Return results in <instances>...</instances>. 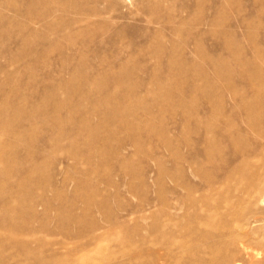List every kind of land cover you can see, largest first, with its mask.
<instances>
[{"label": "rangeland", "instance_id": "374dc122", "mask_svg": "<svg viewBox=\"0 0 264 264\" xmlns=\"http://www.w3.org/2000/svg\"><path fill=\"white\" fill-rule=\"evenodd\" d=\"M49 1L56 6L55 18H63L53 26L50 18L34 24L18 15L23 8L17 0V8L6 4L0 8L4 19L22 20L39 33L37 40L24 46L30 47L28 52L38 61L45 54L47 63L46 68L41 61L36 67L25 68L31 53L24 64L15 60L25 51L22 32L13 29L0 35V92L9 87L18 90L22 94L12 97L13 101L29 111L30 105L34 106L30 92L36 83L56 85L69 80L78 65L75 52L82 49L88 64L85 68L90 71L107 69H97L100 60L109 62L116 72L132 70L130 83L137 86L138 96L151 110L149 114L139 110L136 117H129L131 130H119L115 123L97 128V116L87 119L81 110L67 114L78 102L75 92L67 91L59 98L70 100L72 106L61 110L53 132L41 119L23 114L16 119L9 114L0 123V148L12 132L63 139L66 132H102L101 147H91L103 156L101 161L73 162L65 157L67 147L51 149L49 155L55 159L39 166L40 178L25 179L23 190H14L19 196L13 194L11 200L26 197L10 212L24 220L33 216L27 197L37 198V203L51 201L46 211L36 208L38 232L31 244L39 256L52 262L58 256L54 249L59 254L63 250L52 245L60 239L72 251V246L80 247L85 239H77V227L93 225L98 239L89 251L71 257L74 264H162L150 251L160 250L173 219L184 215L174 206L186 198L182 186L187 184L194 189V199L204 200L197 212L191 209L186 214L190 238L204 246L205 252L191 258L185 254L171 264H185L186 259V264H218L219 256H225L228 264H264V92L254 97L255 90L264 87V0H163L157 5L156 23L149 22L151 5L140 0H100L98 4L92 0ZM116 1L120 5L112 8ZM81 3L86 8L95 4L100 14L71 32H60L59 27L73 14L59 9ZM4 19L0 17V26ZM116 30H121L118 35L113 33ZM170 58L176 59L179 67H188V73L169 72ZM63 61L68 65L62 67ZM14 72L19 73L17 81L7 83L6 74ZM46 72L53 75L46 77ZM152 72L159 79L154 83ZM171 74L174 78L167 82ZM254 75L257 77L249 80ZM253 98L255 104L248 109L246 102ZM156 99L159 102H154ZM93 103L90 106L97 109ZM108 132H116V141ZM219 132L227 135L222 137ZM86 138L75 136L72 146L83 147ZM23 145L36 149L42 143L37 139ZM9 157L10 153L3 152L0 161ZM28 168L18 158L13 167L2 168L0 173H8L16 181L15 174ZM72 216L81 222L68 227L67 219ZM248 217L256 220H250L251 235L242 229ZM67 235H73L72 241ZM18 251L16 247L10 250ZM8 261L14 264L11 258ZM27 261L37 264L33 257Z\"/></svg>", "mask_w": 264, "mask_h": 264}, {"label": "bare ground", "instance_id": "6f19581e", "mask_svg": "<svg viewBox=\"0 0 264 264\" xmlns=\"http://www.w3.org/2000/svg\"><path fill=\"white\" fill-rule=\"evenodd\" d=\"M15 1L16 0H7V1L0 0V8H2L5 4L9 7L17 8L15 7L17 6L15 5ZM17 1L21 2L20 6H22L23 8V11L20 12L18 15H21L24 18L26 16V18L27 19L29 18L30 22L34 24H36L37 22H41L42 20L46 18H50L51 21L49 24H51L52 26L55 25L57 22L63 21L62 20L63 18H59V19L55 18L54 9L56 6H54L55 5L53 4L54 2H52L51 4V1L49 0H17ZM99 1L100 0H92V2H95V4H98ZM125 2L130 3L131 0H125ZM140 2L143 4L146 3V4L151 5L150 10H152L151 12L152 16H149V19H150L149 22L156 23L155 19L157 20V18L155 14L157 13V7H158L157 5H159V2H163V0H140ZM95 4L88 8L85 7V4L81 3V4H75L71 8L68 7L64 9H59V11L62 13H65V11L66 13L71 12L73 16L69 22H65L63 27L62 28L59 27L58 30L64 33L71 32L75 30L76 27H81L82 23L84 22L87 23L89 17L98 16L100 14V10L97 8V6H95ZM117 5H120L118 1L114 2V4L111 7L116 8ZM53 6L54 8H52ZM140 7L142 8V6ZM0 17L4 19V15L1 13H0ZM13 29H19L22 32L23 46L29 44L31 40H34V41L37 40L40 36L36 30L29 29L27 25L24 23V21L8 19V18H5L2 22V25L0 26V35L4 36L6 35V33L10 32V30H13ZM120 31L121 30L119 31L116 30V31H113V33L116 32V34L118 35ZM1 45H4V44H1ZM29 48L30 47L24 46L25 51L23 52V54L15 58L17 63H23V64L26 63L24 59L29 57L28 55H30L31 53V52L30 53L28 52L30 50ZM81 50L75 52V55L78 58L77 60L78 65H76L73 68V72L71 73L69 80L59 82L56 85L55 84L46 85V84H40V83H38L37 85L36 83L37 86L35 85L34 88L32 87L33 89H31L30 93H31V96L35 99V101H34V106L33 104L30 105L31 108L29 111H28L27 106H23L22 104L18 105L12 99V97H15V96L18 97L20 96L19 94H22V93H20L18 90L13 89L12 87L1 89V92H0V101H1L0 102L1 104L0 105V123H3L5 118L8 117L9 114H13L15 116V119H16V116L23 114L24 116H27V117L29 116L30 118H33V119H41L42 123L48 129H51L53 132L57 128L55 125V122L56 120L59 119L61 110L63 108L72 106L70 100L63 101V100H60L59 98L60 94L64 92L67 93V91L75 92L76 101H78L76 108L72 110L69 109L67 114L68 115L77 114L81 110L80 114L85 116L87 119H89L88 116L90 117L97 116L100 120L97 123V128L108 127L111 123L112 124L115 123V125L118 127L119 130H122V129L131 130L132 125L131 126L128 125L129 117H132V116L136 117L139 110L143 111L144 113H148V114L150 113L151 108L148 105V103L144 102L145 100L141 99L138 96L137 86L130 83V80L133 75L132 70H129L126 72L125 71L116 72L112 69V66L109 65V62L107 65L105 60H100V63L96 65L98 67L97 69H99V67L102 69L108 66L107 69L105 70L102 69V71L98 70L97 72H95L94 69H92L93 71H90V67H88L89 69L85 68L88 64H87V60H85V56L81 53ZM8 51L9 50L6 49L5 53H8ZM32 54L34 53H31L30 55L31 59L29 60V63L24 65V67L27 69H30L31 67H34V66L36 67L37 64H39V61H41V60L39 61L36 60ZM44 55L45 54H41L40 56H41V59L43 58L41 62H43V65L46 68L47 67L46 55L45 56ZM66 65H68L66 61L61 62L62 67H65ZM82 67H84L85 69H81ZM168 70L169 72L178 71V72H184L186 74L188 73L190 69H188V67L187 68L179 67L177 60L174 58H170L168 62ZM18 75L19 73H15V72L8 73L6 74V77L4 78V80L7 83L17 81L15 79ZM52 75H53L52 73H48V72L45 73L46 77H50ZM255 77H257V75H254L253 77H249V80H252ZM173 78H174V75L171 74L170 77H168L166 81L168 82ZM80 79L85 80V82L81 84L80 82H78ZM158 80L155 74H153L152 72L151 83H154ZM33 82H35V80ZM117 86H122V90L118 91ZM262 92H264V87L262 88L258 87L257 90H255L254 92V97L256 98L260 96ZM255 98H253L254 100L251 99V101L246 102V106L248 107V109L253 108V105L255 104ZM154 102L157 103L159 102V100L156 99L154 100ZM92 103L94 105H97V109L90 106ZM253 122L255 124V118H253ZM253 122H252V125H253ZM25 134H27L28 137H24ZM219 134L220 136L224 137L227 135V132H219ZM21 135L23 137H21ZM101 135H102V132L100 133V132H83L82 131V132H66L64 139L59 138L57 136L37 137V136H34L33 134H28V132H12V135L8 136V138L5 140L3 144V147L0 148V157H1V154H3V152L10 153V157L8 158V160H6V162L0 161V169L5 168V167H10V168L13 167L16 161L18 160V158H20L24 162V164H27L29 168L23 172L21 171L20 174H18L19 172L15 171V173L17 172L15 176L18 177V180L16 181L14 177L11 176L10 174L6 173L2 175L0 173V264H3V262H6L5 264H9L10 261H8V258H11L14 261L13 257L16 258L17 256H19V259L15 260L14 264H27L28 262L27 260H29L30 257L35 258L37 264H74L72 262V258H71L72 256L77 255V253L78 254L81 253V251L83 252L86 250L89 251L88 249L89 246L92 244L93 241L98 239L99 234H96V233H95L96 235L94 234V229L96 228L95 226L93 227V225L88 228H86V226H83L80 228L77 227V231H75L76 237L77 239L79 237L84 238L85 243L79 245L80 247L72 246V249H73L72 251L70 247L68 246V243H64L63 238H62L63 239L62 242L60 239L59 242H56L52 245L59 246L64 251L61 250L62 252L59 254V251L57 249H54V253L58 256L54 257V260L52 262L47 263L41 256H39V253H37L38 251L34 249L33 247L34 244H31L32 243L31 240H34V237L36 236L38 232V228L35 225V221L37 220L36 217L38 215L36 208L40 206L43 209H45L44 211H46V209L51 208V201L49 202L48 200L43 199L41 201H38L37 203L36 202L37 198L27 197L26 200L28 202V207L30 211L32 212L31 214L33 216L32 217L29 216L31 217L30 219L28 218L24 220L20 216L12 214V212H10V209L12 207L17 206L18 202H20V200L24 199L26 196H23L21 194L22 196H20L19 199H16V200H11L10 198L13 194L18 195V193H14V190H17V191L23 190L21 189V184L23 180L26 179L29 181V180H32L40 176L39 166H42L46 162V160L47 162L54 161L55 156H52L51 154L49 155V152L51 149L56 150L59 147H67L66 151L64 152L65 157L67 159L72 160L73 162H77L79 160L90 162L95 159H98L99 161H101V158H103V156L98 153L95 154L94 152H92V149H91V147H97V146L101 147L102 144L98 142L100 139H102L100 138ZM75 136H79L80 138H83V136H87L86 138L87 142L84 143L83 147L82 146L81 147L72 146L73 144L72 142L75 139ZM108 137L112 141H116L115 139L116 132H108ZM37 139H40L43 146L41 145V147L36 148V149H32L30 147L28 148L24 147L26 146V145H23L25 144V141L32 143V142H36ZM64 141L66 142L65 144H63ZM20 152L22 153L19 154ZM48 187L51 189L50 191L55 192V190L51 188L49 183H48ZM182 189L185 191L186 198L182 200L180 204H178L177 206H174V208L176 210L184 211V215L173 219L172 221L173 223L170 228L169 236L164 239V242L162 243L160 247L159 251L161 250L162 251L161 252L156 251V253L155 252L153 253L152 251H150L152 254H155L156 256L158 255V258L162 260V264H171L174 258H175V263H176L179 260V258L185 254H187V256L191 258L193 256H198L200 253L205 252L204 246L198 243V241H195L190 238L189 234H190L191 225L188 221L189 216H187L186 214V212L191 209L196 211L197 208L203 205L202 203L204 200L203 199L196 200L193 198L194 189L191 186L186 184L182 186ZM245 220H246V225H244L242 229L246 230L245 235L249 233L251 235V233L253 232V229L249 227V224L252 221V219L248 217V218H245ZM67 221L69 225V226L67 225L68 227H74V225H77L81 222L79 218L74 217V216L67 219ZM255 221L256 220H253L252 222H255ZM68 238L71 239L72 241L73 235L72 237L68 236ZM141 240H142L141 241V244H142V242H144L143 237H141ZM141 246L143 247V245ZM14 247H16L19 250L18 254L10 252V250H12V248L14 249ZM217 255L218 253L216 254V256ZM220 257L221 256H219L218 264H228V261L225 258V256L223 258L222 257L220 258ZM194 259H196V257H194L193 260ZM184 262L186 264L188 260L186 259V261ZM209 263L211 262H208V264ZM229 264H233V263H229Z\"/></svg>", "mask_w": 264, "mask_h": 264}]
</instances>
